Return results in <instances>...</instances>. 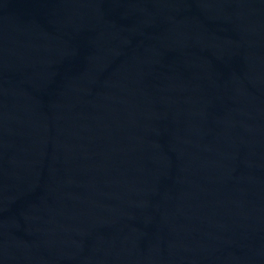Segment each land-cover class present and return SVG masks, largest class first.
<instances>
[{
  "label": "water",
  "instance_id": "1",
  "mask_svg": "<svg viewBox=\"0 0 264 264\" xmlns=\"http://www.w3.org/2000/svg\"><path fill=\"white\" fill-rule=\"evenodd\" d=\"M0 264H264V0H0Z\"/></svg>",
  "mask_w": 264,
  "mask_h": 264
}]
</instances>
